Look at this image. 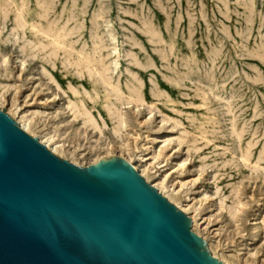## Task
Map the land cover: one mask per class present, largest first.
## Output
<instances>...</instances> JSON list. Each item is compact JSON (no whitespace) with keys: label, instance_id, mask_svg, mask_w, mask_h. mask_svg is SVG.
I'll use <instances>...</instances> for the list:
<instances>
[{"label":"rangeland","instance_id":"374dc122","mask_svg":"<svg viewBox=\"0 0 264 264\" xmlns=\"http://www.w3.org/2000/svg\"><path fill=\"white\" fill-rule=\"evenodd\" d=\"M0 108L79 166L147 156L211 254L264 264V0H0Z\"/></svg>","mask_w":264,"mask_h":264},{"label":"water","instance_id":"95a60500","mask_svg":"<svg viewBox=\"0 0 264 264\" xmlns=\"http://www.w3.org/2000/svg\"><path fill=\"white\" fill-rule=\"evenodd\" d=\"M0 264H224L117 156L79 166L0 108Z\"/></svg>","mask_w":264,"mask_h":264},{"label":"bare ground","instance_id":"6f19581e","mask_svg":"<svg viewBox=\"0 0 264 264\" xmlns=\"http://www.w3.org/2000/svg\"><path fill=\"white\" fill-rule=\"evenodd\" d=\"M16 112H7L8 115H10L17 123L18 125L23 129L25 130L28 134H30L31 136H34L36 137L39 142H41L42 144H44L51 152H53L54 154H56L58 157H61V150L63 149V144H60L58 142H55L53 137L52 136H36L33 131L31 130V122H30V119L28 118H21V119H16V115H15ZM125 126V125H124ZM123 126V127H124ZM109 157H112V155L110 153H105L104 155H102L100 157V159L102 158H109ZM121 158L125 159L127 162H129L141 175L144 176L143 172H142V169H140V167L142 166V163L146 162L149 158L147 156H141L140 158H138L136 161H132L130 159H127L126 157L124 156H121ZM100 159H95V161L93 163H96L98 162ZM92 163V164H93ZM146 180V179H145ZM148 180V179H147ZM163 182V179L153 183V182H150V184L152 186H154L156 189L157 188H162L163 186H160L158 187L159 185H161ZM149 183V182H148ZM157 189L163 196H165L166 198L169 199L170 202H173L170 197H168L163 191L162 189ZM173 204H176L175 202H173ZM176 206L180 209V210H183V212L185 211L183 208H181L178 204H176ZM186 212V211H185ZM190 219H191V227L193 228V231L196 230V227H198V220L197 218L192 215H189ZM209 250V249H208ZM211 253V252H210ZM214 257L216 255L212 254ZM218 259V257H217ZM221 260V259H219ZM222 261V260H221ZM224 264H226L225 262H223Z\"/></svg>","mask_w":264,"mask_h":264}]
</instances>
